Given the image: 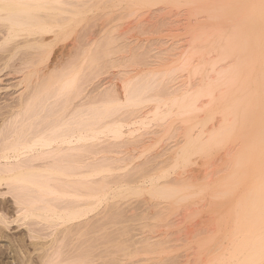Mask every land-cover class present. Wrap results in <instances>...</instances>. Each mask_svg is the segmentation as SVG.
I'll return each mask as SVG.
<instances>
[{"label": "bare ground", "instance_id": "obj_1", "mask_svg": "<svg viewBox=\"0 0 264 264\" xmlns=\"http://www.w3.org/2000/svg\"><path fill=\"white\" fill-rule=\"evenodd\" d=\"M161 3L207 12L203 29L208 34L170 67L125 81L122 95L107 89L108 94L87 102L83 89L92 74L123 43L122 48L130 47L110 31L80 45L87 40V27L116 8L132 11ZM105 9L112 12L99 14ZM76 32L81 34L73 46L77 42L80 48L60 46L55 61L51 58L55 63L39 69L53 48ZM0 36V74L3 66L17 63L20 69L13 68L22 75L15 71L20 75L15 86H24L0 125V188L8 187L0 193L12 195L16 209L12 221L0 212V228L23 226L33 248L16 264H108L107 256L115 254L117 262L122 253L149 254L150 264H177L163 256L166 244L178 243L180 236L169 235L170 229L152 233L172 208L204 192L225 200L228 216L227 245L223 249L215 242L204 264H264V0H0ZM176 120L187 124L182 132V127L171 132ZM162 133L171 139L163 153L144 161L152 148L147 145L153 136L161 134L162 140ZM145 135L152 136L149 142L142 140ZM218 148L231 149L226 173L200 182V175L184 172L195 157H209ZM144 194L147 209H142L153 217L141 224V240L133 241L127 238L133 227H116L133 218L125 217L126 199ZM134 208L128 210L137 212ZM141 212L133 213L134 222L145 219Z\"/></svg>", "mask_w": 264, "mask_h": 264}, {"label": "rangeland", "instance_id": "obj_2", "mask_svg": "<svg viewBox=\"0 0 264 264\" xmlns=\"http://www.w3.org/2000/svg\"><path fill=\"white\" fill-rule=\"evenodd\" d=\"M163 4L161 3L160 5L158 4L157 6L154 5L152 7L148 6V7H144V8H139L137 6V8L135 7L136 9L131 8L132 11H121L120 10L121 8H116L112 12L110 9H108V10L105 9L106 11H103L104 13H99V14L104 15L106 13L112 12V15L109 14L110 16L107 15V16H105L106 18L101 15L102 17H97V19L99 21L97 20L96 23H94L92 26L90 25L91 27H87V29L90 30L89 32L85 33L88 35L87 40L85 41V43H83V42L80 43V45H82V44L84 45V44H88V43H94L95 41H97V39L100 38V36H104V34H106L107 32L109 33V31H110V32H113L112 36L115 35V37H118V36L122 35V37L120 39H122V40H123V38L128 39V41L127 40L125 41V39L123 41L121 40L119 42L120 45L123 42H125L127 45L129 44V46H130V47H128L126 45L129 49L128 48L127 49L122 48V47H124V43H123L122 47L119 46V49H120L119 52L121 53V49L122 50L124 49L125 50V51L123 50L124 52H122L120 55H118L119 54V52H118L116 54V56L114 55V57H112V55H111L110 57H108V62L110 60L112 62H115L116 63L115 66L111 65L112 63L110 61L108 64L105 63L104 67L102 69L100 68L101 71L99 73L97 72L98 76H95L97 74L94 73L95 75L93 77V74H92L93 78L91 77V79H90V81L91 80L92 81L89 82V84L85 85L86 90L83 89L84 92L87 91L85 93V94H87L86 95L87 98H84L87 100V102H88V100L89 101L90 100L92 101V99L94 100L99 94H101V92L105 93L107 89L109 90V91L108 90L107 91L110 94H113L111 92L117 90L118 93L121 91L120 94L122 95V93L124 92L123 85H124L125 81H127L129 79H133L135 77H139L141 75H145L150 71L161 72L165 68V66H166V68L168 67L167 65H169V67H170V65L173 64L175 61L181 59L180 54H182L185 51L187 52L190 50L191 46L194 44V42L196 41V39L198 37H201L202 35L208 34L207 30L203 29V28H207L206 27L207 26L206 15L208 14L207 12L195 10L193 8L191 9V8L183 7V6L178 7L179 5H174V7H173L172 6L173 4L171 5L169 3H167V4L163 3ZM165 4L166 5L169 4L170 6L169 5L166 6ZM92 15L93 14H89L87 16V18L92 17ZM87 18H86V20H87ZM88 20H91V18H88ZM107 21H108V23H107ZM105 22L107 23L106 26L108 25L107 27L103 26V25H105ZM81 26L82 27L86 26V23H85V25L82 24ZM81 26H79V28H81V33H82L83 28ZM87 29L85 30V32L87 31ZM78 32L74 33L69 38V40H67L66 42L64 41V43L58 42L59 44H57L55 46L56 48L54 47L55 49L53 48L52 52L57 53L56 51L58 49H59L58 53L61 52L62 50L60 51V48H61L60 46H62V48H63V46L65 47L64 44H67V45L71 44L70 50L73 52H76L77 47H78L77 46L78 43L76 42V44H74V46L75 45L77 46L75 48L73 46V42L75 43V39H76L77 34L78 35L81 34ZM95 32H96V35L98 34L97 36H95ZM0 38H1V36H0ZM93 38L95 41L93 40ZM72 47H74L76 50H74ZM89 47H91V46H89ZM78 48H80V47H78ZM55 53H51V56H49L50 60L48 59V60H46L45 63L43 62L44 64H42V65L40 64L39 69L43 68V69L47 70L46 68L48 66H52L55 63V62L53 63V60L55 61V59H53V57L55 58V56L57 57V55H58V53L57 54H55ZM133 54H136V55L138 54L137 57L140 54L141 59H138V60L135 59L134 60L135 57H133L134 56ZM142 54H143V56H142ZM159 59H162V60H159ZM209 59H213V55H211ZM18 61L19 60H17V62ZM157 61H159V63H156ZM13 63L10 64L12 66L9 65V68H7L8 67L7 66L6 69L3 66L4 71H2L0 74V78H1L0 79V116L2 115L0 117V125L4 124V121L9 117L8 113H5V112L11 111V109L13 110V107L12 108L9 107L10 104L16 103L15 100L17 101L18 98L20 97L19 93L20 92L22 93V91H23V90L21 91V89H24V86H22L23 88L17 87L18 85L15 86V84L19 83V81L17 83V80L20 79V75H22V73L20 72V70H15L16 68H13L15 66V67H18V69H20L19 64H17L16 61H15L16 64L13 65ZM18 63H20V62H18ZM51 63H52V65H50ZM47 64H48V66H46ZM2 65H3V63H2ZM15 71H18L19 74L20 73L21 74L19 75V74H17L18 72L16 73ZM88 71L89 70H87V73H88ZM90 73L91 72L89 71V74ZM183 75H187V73L184 72ZM181 76H182V74H181ZM184 77L186 79H188L187 76H182V78H184ZM88 78H90V77H88ZM186 79H185V81L188 82L189 79H188V81ZM88 81H89V79L87 80V83H88ZM171 85H173V84H171ZM9 86H11V87H9ZM17 91H19V92H17ZM108 92H106V93L108 94ZM94 96H96V97L94 98ZM83 97H85V96H83ZM83 97H82V99H83ZM13 100H14V102H13ZM81 100L79 99V102ZM81 103H85V102L81 101ZM14 105L16 106V104H13V106ZM15 106H14V111H15ZM150 108H152V105L149 106L148 108H146L143 112L149 111ZM14 111H12V112H14ZM12 112H10V113H12ZM7 115H8V117L6 118ZM2 119H3V123H1ZM180 122L181 121L178 120L173 125V127H172L173 130L171 129V132H173L174 129H177V127L178 128L182 127L181 128L182 130L179 128L182 132L184 129L183 127H187L186 126L187 124L180 123ZM181 124L182 125L184 124V125L180 126ZM211 124H212V122L209 124V126ZM6 131H7V129H6ZM180 134H181L180 136L182 137V133H180ZM148 136L149 135H147V136L145 135V137L142 140L149 142L151 140V139L149 140V138H151L152 136H149V137ZM158 136H157V138H156V136L155 137L153 136V138H155V139H153V141H151V143L149 142V144L147 145V147H149V145H151L150 147H152V148L151 149L149 148L150 150H148L149 151L148 153L146 152L147 154L145 153L146 154L145 158L144 157L142 158L144 161H146L145 160L146 157H147L148 161H150L151 159L156 157L155 156L156 153H160V152L163 153L161 149L165 148L164 146L167 145L168 139H169V141L171 140L169 137L170 134H167V136L164 135L165 137L162 138V140L160 139L161 134ZM180 136H179V138H181ZM1 141H0V143H1ZM147 147L146 148L144 147L143 149L147 150ZM132 149H133V146H130L129 150H132ZM139 150H138L139 152H142L141 151L142 149H139ZM143 152H145V151L143 150ZM230 152H231L230 148L228 150H227V148H218L217 150L214 149L213 151H211V154L209 155V157H207V156H206V158L204 157L205 159L204 158L202 159L201 157L200 158L195 157L194 163L191 164L190 167L186 168V171H184V170L183 171L186 172L187 174L191 173L189 176H192L193 172H194V174H197V175H195L197 177H199V175H200L201 176V179L199 180L200 182H202L206 179H214L217 176L227 172V168L225 166V158L227 157V155ZM156 155H158V154H156ZM142 159L137 160V163L143 162ZM135 163H136V161H135ZM178 171H182V170H178ZM183 171L180 173H183ZM187 174H186V176H187ZM177 175H175V176H177ZM172 176L174 177V175H172ZM0 189H1L2 193L5 192L6 190L8 192V187H6V185L2 186ZM208 193L204 192V194H202V195H205V196L201 195L202 196L201 198L196 196V198L193 197L194 199L193 198L191 200L189 199V201H186V203L180 204L179 206H175L176 209L172 208V210H170L171 213L169 212L170 214L167 215L168 217L166 216L163 219V221L158 222L156 224L159 231L156 230V233H154V234L152 233V236H157L158 234L162 235L163 233L165 234V233H167V231L169 229H170L168 231L169 235H171V234L174 235L175 232L176 233L178 232L177 234L175 233V236L176 237L180 236L179 238H177L178 240H176L178 243H176V242L171 243L170 242V244L169 243L166 244L167 248H169V249H168V253H165L166 255L164 254L163 257L166 258L168 256V259L166 258L167 261L168 260L170 261V259L173 258L172 261H174V262L176 261L175 263H177V264H201V263L204 264V263H207L210 260V258L212 257V255H213L212 252L215 249V248H213V246L215 245V242H218L223 249L226 247L227 241H226L225 232L227 229L225 227V223L228 219V216H227L225 209H224L225 200L212 199V198H210L211 196L206 195ZM3 194L0 195V212L1 213L4 212L2 214L4 216H6L7 219L11 220L12 217H14V215H16V212H15L16 209H15V206L13 204V198H12V195L10 196V194L9 195L8 194L3 195ZM147 196L148 195L144 194V195L139 196V197H130L131 200L126 199L128 202V203H126L127 207H125L126 205L123 206V207H125V208H123V210L125 209L124 211L127 212V213H124L125 217L127 216V218H128L130 216L129 218H131V217H133V218L129 219V221H130L129 223H126L123 225L121 224V226L118 225L116 227L119 229L122 227L125 228L126 226L128 227V225L131 228L133 227L134 228V229L132 228L133 232H131L129 235H127V238L133 237V241H134V239L139 240L140 238H142L141 235H142L143 231L141 232V230H143V227L141 224L145 225V222H146V224H147V222L149 223L150 222L149 220H151L153 217V216H151V217L149 216V215H152L150 213H147L148 215L145 216L146 215L145 209H147V206L144 205V200L145 201H146V199L148 200ZM129 201L133 205V208L134 207L139 208V209L134 208L137 210V212L135 210H134L135 212L133 211V213H135L136 215H138L137 214L138 212L142 213L141 211H143V210L145 211L144 212L145 217H143V218H145L144 220L140 219V220H137L134 222V220H133L134 215H133L132 211H129L130 208L132 209V205L129 204L130 203ZM138 205H139V207H138ZM143 207L145 209H142ZM103 208H104V206H103ZM101 212H103V210ZM13 213H15V214H13ZM100 216H98V217H100ZM9 217H11V218H9ZM127 218H126V220L128 221ZM136 219L137 218L135 217V220ZM180 220H181V223H176ZM132 221H133V223H132ZM174 223L176 226L174 225ZM172 224H173V226H171ZM1 226H4V224H0V227ZM17 226H19V225L18 224H15V225L12 224L9 226V228H7V227L6 228H4V227L0 228V233L2 234V235L0 234V259L2 260V261H0L1 264H2V262L6 263V264H10V263L14 262L13 264H16L17 261H21L23 259H26L25 257H23V255L25 256V253L28 252V249L32 248V246L30 245V244H32V242L30 241L31 239L29 240L27 235H26L27 229L25 230L23 228V226H22V228L17 227ZM139 228L141 229L140 231H138ZM2 231H4V232L2 233ZM175 236H170V238L172 240H174ZM22 237H23V239H22ZM179 239H180V242H179ZM137 240L135 242H138ZM11 241H13V242H11ZM133 241L131 240L129 242L131 243ZM19 242L21 244H23L22 245L23 247H21ZM13 243H15V244L13 245ZM8 246H9V248H8ZM18 246H20V247H18ZM138 246H140V245H138ZM103 248H104V246H103ZM2 250L4 253L2 252ZM11 250L13 251V253ZM14 251H18V253L17 252L14 253ZM136 252L139 253L140 251L139 252L136 251ZM122 254L124 255L125 259L123 256H120ZM122 254H119L120 258L117 259L118 260L117 262H116V259L114 260L115 254L113 257L110 256L111 255L110 254L106 258V260L109 261V263L107 261L106 262L108 264H110V262H112V263L115 262L114 264H150V262L146 263V261L152 257L149 254H145V253H139V254L133 255L131 257H126V255H127L126 253H122ZM16 255H17L18 259L16 258ZM20 256H22V257L20 258ZM116 256H117L116 258H118V254H116ZM13 257H14V259H13ZM15 258L17 260H15Z\"/></svg>", "mask_w": 264, "mask_h": 264}]
</instances>
